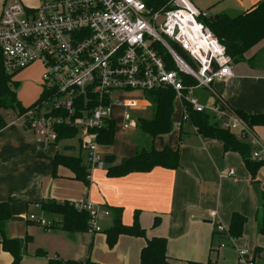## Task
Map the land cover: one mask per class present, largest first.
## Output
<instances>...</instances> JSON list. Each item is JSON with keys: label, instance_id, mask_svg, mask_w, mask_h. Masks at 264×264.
<instances>
[{"label": "crops", "instance_id": "obj_1", "mask_svg": "<svg viewBox=\"0 0 264 264\" xmlns=\"http://www.w3.org/2000/svg\"><path fill=\"white\" fill-rule=\"evenodd\" d=\"M192 1L208 16L220 17L222 14L239 15L261 0ZM5 2L0 0V15ZM263 41L261 45H255L258 48L251 57L262 51ZM248 52L246 60L234 62V75L221 86L222 93L236 111L263 114L264 63L261 60L264 54L258 64L252 65L247 61L251 58L247 56ZM34 65H39L43 71L40 64ZM40 80L42 82L41 77ZM2 113L7 125L0 131V207L6 214V223L4 234L0 232V264H12L13 261V256L3 249L4 236L22 240L30 237L26 241L21 264H48L54 258L89 260V264H139V255L146 244L143 238L123 235L114 248L108 249L102 232L70 233L58 228L46 229L45 226L51 224L42 226L31 221L29 216L33 214L51 223L53 218L41 209V203L47 200H84L107 207L111 211L107 217L111 220L101 218L103 232L113 225L119 211H122V221L126 225L133 223L134 215L139 211L140 224L148 238L159 236L167 239L169 264H180L182 260L207 261L214 255L217 264H226L219 260L220 251L231 244L237 255L239 249H246L252 255H255L257 247L264 249V235L258 233L257 223L260 193H264V166L253 178L238 152H226L220 141L201 135L191 121L182 119V110L173 121L172 131L158 135L153 141L159 150L167 146L177 148L184 137L180 146V168L156 167L150 172L110 177L106 168L111 163H107L103 169H91L88 187L75 179L71 169L60 165L55 175L53 167L56 153L81 156L84 163L89 164V154L84 158L82 143L79 142V148L65 142L70 139L48 144L17 111L5 110ZM184 122L189 125L185 127ZM254 129L260 139L264 138V126ZM241 141L246 143L249 140ZM138 150L139 143L119 140L112 145L98 146L102 158L107 155L114 157L113 164L133 157ZM256 183L259 193L254 190ZM212 211L216 212L215 217L210 216ZM234 212L248 219L243 236L234 239L242 242L245 248H238L232 239L230 242L226 232L216 227L220 223L228 230ZM156 217L160 218V224L154 226ZM215 240L218 246H214ZM187 242V248H184ZM39 249L48 254L37 255ZM262 257L263 252L255 255L254 264H257V258Z\"/></svg>", "mask_w": 264, "mask_h": 264}, {"label": "built area", "instance_id": "obj_2", "mask_svg": "<svg viewBox=\"0 0 264 264\" xmlns=\"http://www.w3.org/2000/svg\"><path fill=\"white\" fill-rule=\"evenodd\" d=\"M207 16L192 0H40L36 7L6 0L0 15L4 70L14 75L40 64L43 90L48 92L41 104L22 115L26 124L48 144L56 143L60 125L75 126L91 168L103 169L91 130L107 120L118 127L113 112L117 107L121 130L137 128V119L127 109L151 103L146 96L151 90L172 87L183 120H189L185 103L209 113L239 140L260 146L262 150H252V157L264 159V142L219 89L233 77L234 61L202 21ZM188 79L194 82L186 83ZM133 92L142 98L118 96ZM81 98L87 106L76 116V101ZM50 103L52 107L46 108ZM74 206L89 213L91 232L101 231V218L111 215L110 209L91 201ZM29 219L42 226L51 224L33 214ZM216 227L227 233L222 224ZM254 259L248 250H238V264H254Z\"/></svg>", "mask_w": 264, "mask_h": 264}, {"label": "trees", "instance_id": "obj_3", "mask_svg": "<svg viewBox=\"0 0 264 264\" xmlns=\"http://www.w3.org/2000/svg\"><path fill=\"white\" fill-rule=\"evenodd\" d=\"M202 21L210 27L213 33L218 37L220 42L225 45L227 53L238 63L246 60V53L264 39V0L259 1L252 8L236 16L222 14L218 19L213 17H204ZM180 53H183L179 50ZM184 57L185 54H184ZM256 57L249 58L247 61L254 64ZM264 58V57H263ZM262 60L264 61V59ZM261 60V61H262ZM13 75L5 72L3 59L0 55V131L7 125L2 111L17 110L20 116L28 110L41 104L42 100L47 97V90H43L40 98L29 108H25L17 98L15 89L19 82L12 79ZM188 79L186 83H193ZM221 87V85H220ZM221 90L222 87H221ZM147 98L154 106V117L151 120L137 119V128L148 135L152 140V145L147 148L142 146L136 155L124 158L118 164H113L114 157L107 155L103 158L104 163H111L107 168V175L110 177H121L134 172H150L156 167L167 169H178L181 167V143L177 148L165 147L161 150L153 145L154 139L160 134H169L173 127V113L175 91L172 87L159 88L151 90L146 94ZM76 116L81 115L85 109L84 98L77 101ZM37 107V106H36ZM189 121L197 128V131L206 138L216 139L223 144L224 150L238 152L244 161L245 166L255 178L258 170L264 166V159L257 160L251 156V146L242 142L236 135L220 127L209 113H202L193 110L191 106L185 103ZM239 115L252 127L264 126L263 114H249L238 111ZM52 114H64L61 111H54ZM57 142L69 140L77 137L80 131L75 126L60 125L57 128ZM117 127L114 121H105V124L91 133L96 134V141L99 145H112L115 141ZM81 140V138H80ZM65 166L72 170L77 180L83 181L87 186L90 185V163L85 164L81 156L67 155L56 153L53 160L54 174L58 166ZM257 184V183H256ZM260 207L258 209L257 223L258 233L264 235V193H260ZM41 209L44 213L53 218L48 228H58L70 233L89 231L90 215L87 211L78 210L73 202L47 200L41 203ZM139 211L134 215V221L131 225H126L122 221V211L116 214L113 225L104 232L107 235L109 245L112 247L116 244L122 234H128L136 237H145L146 244L140 253L141 264H169L167 255V239L164 237L154 236L148 238L146 230L140 224ZM248 219L239 212H234L231 217V223L225 235L229 239H237L243 236L244 227ZM6 223V214L0 207V232L4 234V225ZM160 224V218L156 217L154 226ZM19 238H9L4 236L2 240L3 249L13 256L12 264H21L24 257V247L26 241ZM257 247L254 254L263 252L264 249ZM37 255L46 256L42 249L37 251ZM254 255V256H255ZM89 260H62L60 258L50 259L48 264H89ZM187 264H216L210 259L207 261H187Z\"/></svg>", "mask_w": 264, "mask_h": 264}, {"label": "rangeland", "instance_id": "obj_4", "mask_svg": "<svg viewBox=\"0 0 264 264\" xmlns=\"http://www.w3.org/2000/svg\"><path fill=\"white\" fill-rule=\"evenodd\" d=\"M22 1L30 7H36L40 3V0H22ZM210 14H213V13L210 12ZM208 17H211V15H209ZM262 43H264V41ZM258 44L261 45L260 42ZM258 44H257V46H258ZM262 45H264V44H262ZM257 46H255L254 48H251L250 51L248 52L247 56L251 57L256 52V49L258 48ZM263 54H264V48L262 49V51L260 53L257 54L256 58L254 59V64H258L260 62ZM261 62L264 63L263 60ZM41 72H42V70H41V67L39 65H33L31 68L20 71V72L14 74L12 76L13 80L19 82V86L15 89V91L17 92L18 100L21 102V104L25 108H29L40 98V95L43 91V83L40 80ZM219 89L221 90V87H219ZM199 92H207V91L205 89H200ZM118 96L128 97V98H136L138 100H140V98H142L141 94H138V92H133V94H131V95L122 94V95H118ZM51 107H52V104L50 103L46 108H51ZM154 110H155V108L152 105V103H142V104H138L136 106L129 107L127 109V111L134 118L141 119V120H151L154 117ZM180 110H182L180 101L174 100L173 121L176 120L178 118V116L180 115ZM8 111H10V110H8ZM11 111H14V110H11ZM113 112H115L119 118L118 119L119 125L117 127V130L118 129L119 130L116 132L115 140H119L120 142L124 141V142H128V143L137 142V143H139V148L142 146L149 148L152 145L151 138L137 128L127 130V131H122L120 128V122H121V120H120L121 119L120 108L119 107L114 108ZM180 119H181V117H180ZM184 124L186 125L185 127H187L189 125L188 122H184ZM80 134L77 137L70 139L71 141H69V142L65 141V142L69 143V144H74L77 148H79L80 138H82L81 137L82 135H80ZM88 138H89V136L83 137V139H88ZM261 139L264 141L263 137H261ZM183 141H184V137H183ZM246 143L250 144L252 150L255 147H257L259 150H262V148L260 146H257L256 144L252 143L251 140L246 141ZM83 156H84V158L88 156V151L85 148L83 149ZM91 169H90V173L92 171ZM90 179H91V177H90ZM78 181H80V180H78ZM81 182L84 183L83 181H81ZM84 185L86 187H88L85 183H84ZM73 202H77V201H73ZM107 218H109L108 220H111L110 217H107ZM99 232L103 233L104 241H105V244L108 247V249H112V248H114V246H116L118 241L116 242V244L114 246L111 247L108 243L106 233L103 232L102 230ZM123 235L128 236V237H132V238H143L146 240L145 237H136V236H131L128 234H122L121 236H123ZM146 236H147V232H146ZM232 240L238 248H245L246 247L245 245H243L242 242L234 240V239H232ZM232 240L230 242H232ZM187 244H188V242L184 245V248H187ZM210 244H211V240L209 241L208 251L210 248ZM214 246H218L216 240L214 241ZM252 250H254V247ZM184 252L187 253V251H184ZM210 260L212 262L216 263V260H217L216 255L212 256V258H210ZM219 260L221 262L226 263V264H238L237 263L238 262L237 250L233 246V244H231L230 247L221 249ZM138 263L141 264L140 255L138 258ZM180 264H187V261L182 260L180 262ZM257 264H264V257H262L261 259L257 258Z\"/></svg>", "mask_w": 264, "mask_h": 264}, {"label": "water", "instance_id": "obj_5", "mask_svg": "<svg viewBox=\"0 0 264 264\" xmlns=\"http://www.w3.org/2000/svg\"><path fill=\"white\" fill-rule=\"evenodd\" d=\"M213 18H215V19H218L219 18V15H215ZM259 185L258 184H256L255 186H254V190L257 192V193H259Z\"/></svg>", "mask_w": 264, "mask_h": 264}]
</instances>
